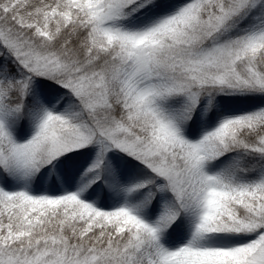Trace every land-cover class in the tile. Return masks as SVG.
I'll return each mask as SVG.
<instances>
[{"label":"snow or ice","instance_id":"1","mask_svg":"<svg viewBox=\"0 0 264 264\" xmlns=\"http://www.w3.org/2000/svg\"><path fill=\"white\" fill-rule=\"evenodd\" d=\"M0 264H264V0H0Z\"/></svg>","mask_w":264,"mask_h":264}]
</instances>
